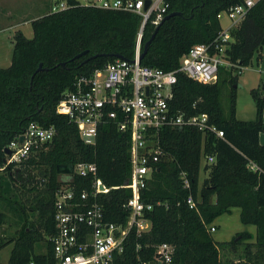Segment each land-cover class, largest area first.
<instances>
[{
	"label": "trees",
	"instance_id": "1",
	"mask_svg": "<svg viewBox=\"0 0 264 264\" xmlns=\"http://www.w3.org/2000/svg\"><path fill=\"white\" fill-rule=\"evenodd\" d=\"M241 1L164 0V14L179 13L158 26L140 62L164 70L176 68L193 44L209 42L217 35V12ZM66 2L63 9L33 17L31 37L17 29L10 63L0 67V249L12 242L7 264L55 263L51 237L56 230L55 191L63 183L59 164L94 162L96 176L108 187L97 194L104 219L124 225L129 215L123 203L131 191L122 186L130 173L128 131L108 120L99 125L94 142L85 143L76 124L55 107L77 75L103 67L116 58L114 54L133 57L142 16L83 5L79 0ZM156 25L151 18L145 22L141 50ZM230 32L233 40L225 52L233 64L220 65L216 80L208 83L178 72L168 100L175 114L206 113L208 124L223 135L192 125L159 130L161 153L141 191L142 201L151 204L143 212L150 226L142 232L131 227L110 264L143 260L150 264H264V144L259 141L264 131V80L250 89L255 117L235 116L240 67L249 65L264 46V0H257ZM39 63L41 69L36 70ZM30 122L52 126L53 137L34 146L25 158L5 163L4 148ZM208 156L212 161H207ZM201 168L207 175L199 184ZM92 180L90 174L74 173L69 181L78 195L82 189L90 190ZM188 196L194 205L187 202ZM232 207H238L240 221L254 225L255 230H241L226 241H216L210 224ZM10 223L17 226L12 234L6 229ZM40 241L44 251L35 250ZM163 242L173 250L169 261L158 262L156 249ZM227 246L233 252L241 246L239 256L223 257L221 250Z\"/></svg>",
	"mask_w": 264,
	"mask_h": 264
},
{
	"label": "built area",
	"instance_id": "2",
	"mask_svg": "<svg viewBox=\"0 0 264 264\" xmlns=\"http://www.w3.org/2000/svg\"><path fill=\"white\" fill-rule=\"evenodd\" d=\"M256 1L242 0L217 12L219 22L225 16L228 23L220 22V29L211 41L193 44L180 56L178 66L170 70L142 64L139 59L143 26L150 18L152 23L158 24L166 8L164 0H150L146 9L144 0L79 1L83 5L133 11L142 16L133 57H116L89 74L77 75L72 87L63 92L55 107L58 113L65 114L76 124L85 143H93L99 125L108 120L115 121L118 129L128 131L130 173L122 186L131 191L123 203L129 215L124 225L105 220L97 194L107 191L108 187L96 176L97 167L94 162H75L71 172L61 173L63 183L55 191L56 230L51 237L54 264H110L112 253L122 250L124 238L131 227H136L137 232L149 228L150 222L143 212L144 209L151 208V204L142 201L141 191L161 153L158 143L160 129L164 126L192 125L201 130L209 128L218 136L223 135L222 130L208 124L206 113L188 117L182 113L175 114L171 112L168 100L178 72L196 81L208 83L216 80L220 65L233 64L226 58L225 52L233 40L230 30L245 17ZM65 7L66 0H60L53 3L50 10ZM21 135L22 141H19ZM53 135L52 126L28 123L7 144L6 147L11 152L6 153L5 163L25 158L34 146L49 141ZM212 159V156L207 157V161ZM2 168L0 166V171ZM74 173L92 175L89 191L82 189L78 195L75 194L69 181ZM180 176L187 185L183 172ZM187 202L195 204L191 196H188ZM209 228L213 229L211 226ZM172 250L169 243L159 244L156 260L169 261ZM139 264L150 262L143 260Z\"/></svg>",
	"mask_w": 264,
	"mask_h": 264
},
{
	"label": "rangeland",
	"instance_id": "3",
	"mask_svg": "<svg viewBox=\"0 0 264 264\" xmlns=\"http://www.w3.org/2000/svg\"><path fill=\"white\" fill-rule=\"evenodd\" d=\"M60 0H0V67H5L10 63L12 46H13V34L17 29L23 31L27 37L32 36V28L30 26V20L33 17H37L49 9L53 3H58ZM83 1V0H79ZM222 24L228 23L227 17L223 16L220 20ZM262 61H258V56L254 55L252 58V65L250 68L240 75L245 77V74H249L252 69H262L256 72L262 75L264 78V47L262 48ZM259 68H258V67ZM263 73V74H262ZM253 73L254 77L256 76ZM239 77V76H238ZM240 83V82H239ZM256 87V86H254ZM252 87V88H254ZM223 105H226L225 98H222ZM237 101H238V113L239 116L245 120L255 117L256 106L255 102L250 94V89L245 87L237 86ZM204 160H201V166ZM207 175V172L200 170L199 173V184H201L203 178ZM10 216V215H9ZM8 234H12L16 226L15 223L6 225ZM213 229L211 235L216 241H226L230 239L235 233L241 230H255L254 225L242 223L239 219V208L232 207L229 213H223L217 216L214 221L210 224ZM12 246V242H9L0 249V264H7V258ZM242 246V245H241ZM237 247L236 252H233L231 247L227 246L221 250L223 257L236 258L238 255L239 248ZM36 251H44V241H40L35 244Z\"/></svg>",
	"mask_w": 264,
	"mask_h": 264
},
{
	"label": "crops",
	"instance_id": "4",
	"mask_svg": "<svg viewBox=\"0 0 264 264\" xmlns=\"http://www.w3.org/2000/svg\"><path fill=\"white\" fill-rule=\"evenodd\" d=\"M264 47V46H263ZM262 52V49L260 50V54L258 55V61H262V56L263 54L261 53ZM250 65H252V62L250 63ZM250 65H247V66H242L240 72H239V77H238V86L239 87H245L246 89H251L252 87L254 86H257L260 81L264 80V78L262 77V75L260 74L259 76V73L256 74L257 71L259 70H262L260 69L258 66V70L257 69H252L251 71L253 72H250L249 74H245L246 76L242 78V76L240 77V75L245 71V69L247 68H250L249 66ZM255 72L256 76L254 77L253 73ZM263 74V73H262ZM240 82V83H239ZM235 116L239 119H242L240 116H239V113H238V101H237V91H236V100H235ZM262 116H263V120H264V106H263V112H262ZM254 117L252 118H249V119H253ZM245 119V118H244ZM259 141L264 144V131L260 132L259 133ZM250 231V230H249ZM252 232H254L253 230H251Z\"/></svg>",
	"mask_w": 264,
	"mask_h": 264
},
{
	"label": "water",
	"instance_id": "5",
	"mask_svg": "<svg viewBox=\"0 0 264 264\" xmlns=\"http://www.w3.org/2000/svg\"><path fill=\"white\" fill-rule=\"evenodd\" d=\"M149 2H150V0H144V9L147 8ZM178 13H179L178 11H171V12H169V13H167V14H164V15L162 16V18L159 20L158 24L155 26V28H154L153 32L151 33V35L149 36V38L143 43V45H142V50H141L140 53H139V59L142 58L143 53H144V52L146 51V49L148 48V46H149V44H150L152 38L154 37V35H155V33H156L157 29H158V26H159V25H160V24H161L166 18H168L169 16L174 15V14H178ZM85 52H86V50H83V51L77 53V54L75 55V57H78V56L84 54ZM114 55H115L116 57H122V56L119 55V54H114ZM39 69H41V63H39L38 67L36 68V70H39ZM19 141H22V135L19 136ZM4 151H5L6 153H8V154H10V152H11L10 149H9L8 147H5V148H4ZM57 169H58V171L61 172V173H62V172L69 173V172L72 171V164H67V163L59 164V165H57ZM100 187H102V185H100Z\"/></svg>",
	"mask_w": 264,
	"mask_h": 264
}]
</instances>
